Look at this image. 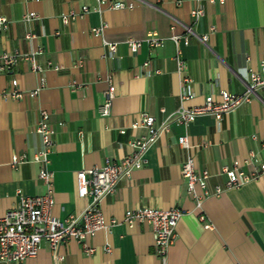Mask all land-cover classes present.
<instances>
[{"label": "crops", "instance_id": "crops-1", "mask_svg": "<svg viewBox=\"0 0 264 264\" xmlns=\"http://www.w3.org/2000/svg\"><path fill=\"white\" fill-rule=\"evenodd\" d=\"M105 1L98 5V0H0V16L8 20V28L0 34V53L42 50L36 57L41 67L48 61L60 67L42 74L45 87L36 97L0 99V217L17 203V191L24 196L44 192L36 164L11 166L13 155L31 157L40 147V137L34 132L39 110L49 113L55 130L48 168L53 173L52 215L62 220L81 213L88 204L86 197L76 193V172L100 166L107 158L125 156L128 141L143 133L130 127L138 114L147 113L160 124L181 107L202 105L207 95L219 100L221 90L241 94L248 71L264 66V0L204 2V15L195 33L213 31L207 47L192 36L188 45L179 40L183 73L177 71L170 36L183 35V25L189 23L194 7L191 0ZM118 1L133 7L108 9L110 2ZM82 6L90 11L61 24L62 14L81 12ZM97 6L100 12L93 10ZM29 11L38 19L27 24L21 16ZM101 24L106 26L101 35L90 32ZM26 32L33 37L26 40ZM150 32L163 40L159 47L150 49L143 42ZM127 39L142 41L135 54L129 52ZM103 41L116 45L112 58ZM146 61L149 65L143 68ZM12 78L23 92L39 85L38 75L21 61L11 74L0 72V94L10 88ZM73 82L82 87L73 88ZM109 85L114 86V98L109 115L101 117L97 108ZM183 90L190 94L185 100L180 98ZM259 97L220 121L200 116L185 128L170 125L148 152L147 163L101 201L105 220L114 218L119 223L86 239L88 246L95 248L91 255L84 254L73 240L59 246L64 263L162 264L154 254L151 227L122 223L125 210L144 205L183 210L165 264H264V175L240 188L225 189L220 196L208 197L201 210L187 195L181 175L187 155L193 158L197 171L211 174L209 189L225 186L220 170L232 160L242 163L253 152L264 162V92ZM183 134L189 139L187 150L177 144V137ZM255 168L241 166L245 173ZM200 212L209 228L199 222ZM106 244L109 252L104 251ZM22 264H55V259L43 243L37 256Z\"/></svg>", "mask_w": 264, "mask_h": 264}, {"label": "built area", "instance_id": "built-area-1", "mask_svg": "<svg viewBox=\"0 0 264 264\" xmlns=\"http://www.w3.org/2000/svg\"><path fill=\"white\" fill-rule=\"evenodd\" d=\"M225 0H191L194 7L190 9V21L183 25V35H171L170 40L175 45L174 61L177 71L183 73L185 70L184 60L181 58L179 49V40L183 39V44L188 45L189 38H197L206 47L209 35L213 31L210 28L208 33L196 34L195 26L203 17V3L217 2L223 4ZM105 0H98V5L104 4ZM180 1H178L179 3ZM132 4L121 2H110L108 9H132ZM100 12L99 6L93 9ZM90 9L82 6L81 12L70 11L60 16L62 25H67L77 18L88 13ZM22 20L29 24L38 19V15L29 11L25 13ZM101 24L97 28H92L91 33L101 35L105 29ZM8 28V20L0 16V34ZM173 30V26L170 27ZM54 35H59L55 32ZM33 37L31 32H26L24 38L29 40ZM143 42L150 48L159 47L163 40L155 32L146 35ZM126 46L131 54H135L140 48L142 41L127 39ZM107 49L108 56L112 58L116 52V45L103 41ZM42 53V50H36L29 53L14 51L12 53H0V72L11 74L16 65L21 62H27L30 70L38 75V84L34 90L23 92L17 88V80H10V88L0 94V99L12 98H34L45 87L43 73L47 70L58 71L59 66H55L48 61L41 67L36 62V57ZM79 65V64H78ZM149 62L143 63V68H147ZM158 73V72H154ZM150 74H148L149 76ZM182 82L186 83L188 79L183 76ZM73 88L82 87L81 84L73 82ZM264 92V66L260 70H249L245 82V90L241 94H233L227 91H219V100L212 96H206L202 105L190 108H179L166 121L157 124L155 118L147 113L138 114L137 118L131 124L132 129H141V136H137L128 141L129 152L119 159L112 160L107 158L100 166H93L88 169H82L76 172V188L79 197H86L88 204L79 214H70L62 220L52 215L53 201V173L49 170V155L53 151L55 130L50 123L49 113L46 110H39L34 132L40 137V147L31 157L26 154L13 155L11 166L15 167L24 163H34L38 166L37 179L44 188L40 195L19 196L17 203L0 217V262L9 264H22L25 260L35 258L45 243L54 255L55 264H65V255L58 252L59 246L70 240L75 241L86 255L94 253L95 248L88 246L86 239L93 237L96 232L103 230L109 231L117 225V219L111 218L108 222L105 220L101 210V201L113 194L119 182L127 179L135 170L142 168L147 163V154L155 146L160 135L168 132L170 125L177 124L184 128L200 116H211L216 121H220L223 116L232 112L238 107L249 104L253 99H260L259 94ZM103 102L98 106L99 116L106 117L110 113L111 104L114 98V86L109 85L105 92ZM188 90H183L180 95L181 100L189 98ZM124 133V130H119ZM252 138H255L252 136ZM177 144L184 149L190 147L189 139L186 134L177 137ZM242 165H256V168L250 172L242 171ZM220 174L225 176V186H213L209 189L207 182L211 174L207 170L197 171L194 166V160L187 155L181 164V175L185 181L186 193L195 203V207L201 210L205 199L212 196H220L225 189L240 188L250 181L257 180L264 175V162L259 161L253 152L241 162L232 160L229 166H223ZM199 189V192H197ZM183 215V210L179 207H173L168 210L153 208L149 206H138L124 211L122 223L132 226L137 223H145L151 227L153 235L154 254L165 264L167 252L176 238V226ZM205 228H209L203 214L198 216ZM104 251L109 252L108 244L104 246Z\"/></svg>", "mask_w": 264, "mask_h": 264}]
</instances>
